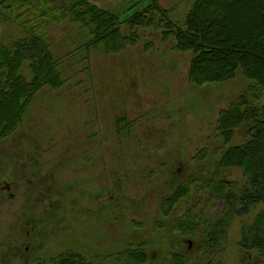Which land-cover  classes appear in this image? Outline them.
<instances>
[{"label":"rangeland","instance_id":"rangeland-1","mask_svg":"<svg viewBox=\"0 0 264 264\" xmlns=\"http://www.w3.org/2000/svg\"><path fill=\"white\" fill-rule=\"evenodd\" d=\"M86 1L115 15L128 41L109 53L94 44L93 27L46 22L63 83L35 94L22 126L0 140V264H51L69 252L102 259L143 243L148 264H173V256L195 264L202 235L178 230L175 208L189 202L198 212L206 184L241 179L217 167L250 137L243 126L225 146L217 122L252 82L239 71L222 84H192L194 55L176 50L162 17L184 25L197 0H158L163 15L149 16L145 28L131 21L146 0ZM23 37L12 25L0 29V45ZM22 75L32 79L27 65ZM221 211L214 202L211 218ZM241 224L230 231L223 264L250 263L238 246Z\"/></svg>","mask_w":264,"mask_h":264},{"label":"trees","instance_id":"trees-1","mask_svg":"<svg viewBox=\"0 0 264 264\" xmlns=\"http://www.w3.org/2000/svg\"><path fill=\"white\" fill-rule=\"evenodd\" d=\"M131 23L142 28L148 17L162 14L158 0H146ZM164 12V11H163ZM166 14V12H164ZM163 15V14H162ZM167 15V14H166ZM165 36L176 42L179 52H192L190 80L197 87L232 81L241 71L252 82L217 122V133L225 146L235 131L244 126L250 140L243 146L230 147L217 170L237 171L239 181L210 182L204 186V208L188 210L190 185L181 186L169 200L168 210L176 205L182 218L177 229L187 235H202L201 250L195 264H223L222 249L236 221L241 220L238 246L250 257L249 264H264V0H197L184 25H174L163 16ZM72 23L94 28L95 45L109 53H120L127 39L120 33L119 19L86 0H4L0 2V29L12 25L24 37L0 45V140L16 132L23 124L31 99L43 88L58 89L62 78L58 64L46 41V22ZM149 21V23H148ZM151 26V25H150ZM32 79L22 75L23 68ZM221 204V214H212L213 203ZM197 203L198 208L201 206ZM179 207V208H178ZM253 256L262 260L254 262ZM173 264H188L173 256ZM146 244L127 247L119 254L87 258L80 253H62L51 264H148Z\"/></svg>","mask_w":264,"mask_h":264}]
</instances>
